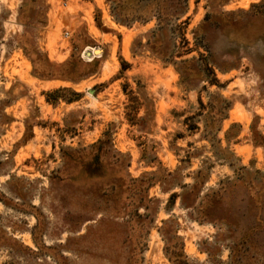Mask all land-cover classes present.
Here are the masks:
<instances>
[{
  "label": "rangeland",
  "instance_id": "1",
  "mask_svg": "<svg viewBox=\"0 0 264 264\" xmlns=\"http://www.w3.org/2000/svg\"><path fill=\"white\" fill-rule=\"evenodd\" d=\"M0 264H264V0H0Z\"/></svg>",
  "mask_w": 264,
  "mask_h": 264
},
{
  "label": "trees",
  "instance_id": "2",
  "mask_svg": "<svg viewBox=\"0 0 264 264\" xmlns=\"http://www.w3.org/2000/svg\"><path fill=\"white\" fill-rule=\"evenodd\" d=\"M218 81V80H216ZM102 146V141L97 142L96 144L92 145L91 148H101ZM77 152H79V150H77Z\"/></svg>",
  "mask_w": 264,
  "mask_h": 264
},
{
  "label": "built area",
  "instance_id": "3",
  "mask_svg": "<svg viewBox=\"0 0 264 264\" xmlns=\"http://www.w3.org/2000/svg\"><path fill=\"white\" fill-rule=\"evenodd\" d=\"M67 35H69V33L67 32ZM96 52L93 51V49L91 51L88 52V54H92L93 57H95V54Z\"/></svg>",
  "mask_w": 264,
  "mask_h": 264
}]
</instances>
